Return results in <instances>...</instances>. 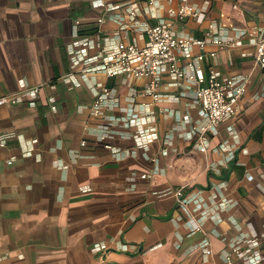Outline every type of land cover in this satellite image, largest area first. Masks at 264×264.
Masks as SVG:
<instances>
[{
  "label": "crops",
  "instance_id": "crops-1",
  "mask_svg": "<svg viewBox=\"0 0 264 264\" xmlns=\"http://www.w3.org/2000/svg\"><path fill=\"white\" fill-rule=\"evenodd\" d=\"M92 1L0 0V97L40 85L34 104L24 96L0 106V134H9L0 146V264H226V253L231 264H245L231 245L254 235L264 255V70L254 67L248 46L216 53V69L246 76L247 88L236 114L220 122L201 152L189 136L188 122L200 120L193 86L164 75L160 98H132L147 78L95 72L91 81L121 99L96 116L91 81L73 72L68 47L83 35L101 44L106 37L109 45L143 44V27L160 20L200 37L206 22L174 19L171 0L152 8L147 0H103L135 4V21ZM234 1L243 14L231 8ZM208 3L211 17L224 12L235 24L264 26V0ZM198 52L195 47L192 55ZM140 116L150 118L146 127L157 136L144 147L132 138L138 127L120 121ZM178 189L180 196L201 191L205 206L215 208L214 194L231 203L206 218L201 232L192 230L173 193ZM204 239L210 254L198 247ZM95 243L103 249L93 251Z\"/></svg>",
  "mask_w": 264,
  "mask_h": 264
},
{
  "label": "built area",
  "instance_id": "built-area-1",
  "mask_svg": "<svg viewBox=\"0 0 264 264\" xmlns=\"http://www.w3.org/2000/svg\"><path fill=\"white\" fill-rule=\"evenodd\" d=\"M156 1L158 0H147V7L152 8ZM171 1H174V5L169 7L168 13L174 19L191 18L199 24L206 22L203 36L194 37L175 32L170 24L160 20L153 25L143 27V44L119 40L109 45L107 37L103 38L101 44L98 41V43L95 42L92 36H79L77 43L70 44L68 47L70 61L73 72L81 73L90 81V76L95 72H104L107 76L124 74L134 78H147L141 91L132 92V98L135 94L152 95L154 100L160 98L161 95L157 89L164 75L169 76L174 83L183 80L189 86H193V96L200 107V120L188 122L189 136L194 140V146L199 151L205 152L208 148L209 136L218 132L220 122L236 114L238 102L247 88L246 76L239 73L225 75L216 69L214 65L216 53L222 49L248 46L245 53L253 58L254 67L264 70V26L255 21H246L241 25L235 24L232 18L224 12L211 17L209 0H202L204 3L202 7L195 5L194 0ZM91 3L93 7L104 6L108 12L121 9L123 15L129 16L133 21L138 15L135 4L130 2L116 5L107 4L103 0H93ZM231 8L243 14V10L235 1L232 2ZM118 17L121 23L124 17L121 14ZM97 21L102 22L103 18L99 17ZM120 28L123 26L120 25ZM208 45L213 49L206 51L205 47ZM195 47L199 49V52L192 55ZM180 60L185 61L184 66L180 65ZM90 83L94 97L91 106L94 115L100 116L105 108L117 106L120 103L121 99L111 87L94 79ZM39 89L40 85H24L15 92L1 96L0 106L17 104L24 96H29L30 104H34ZM52 110H55V107L52 106ZM120 121L126 127H138L132 134L137 147H144L157 137L154 127H146V123L150 121L149 117L120 118ZM8 137L9 134H0V146L5 145ZM99 139L103 141L105 135L102 134ZM84 143L82 141L81 145ZM104 146L114 150L109 143ZM227 154L232 159L235 153L229 150ZM24 155H29V151H25ZM7 163H10V160ZM141 177L146 176L142 174ZM219 188H222V184ZM173 193L178 205L187 211L185 223L190 229L200 232L206 218L231 203V200L214 194L212 196L214 208L203 204L201 191L185 196H180V189ZM258 239L260 238L254 235L237 240L239 243L231 245L233 254L245 264H264V255L257 249ZM198 247L202 248L205 254L211 253L207 239L202 240ZM102 249L99 243L92 245L93 251ZM225 262L231 264L229 253L225 254Z\"/></svg>",
  "mask_w": 264,
  "mask_h": 264
}]
</instances>
